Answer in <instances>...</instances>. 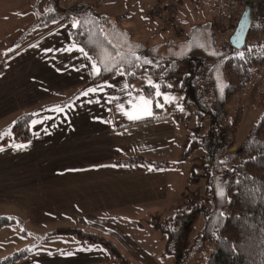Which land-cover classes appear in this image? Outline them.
Instances as JSON below:
<instances>
[{
  "label": "crops",
  "instance_id": "crops-1",
  "mask_svg": "<svg viewBox=\"0 0 264 264\" xmlns=\"http://www.w3.org/2000/svg\"><path fill=\"white\" fill-rule=\"evenodd\" d=\"M39 1L0 0L3 52L12 51L26 31H34ZM190 7L203 12L201 5L186 0L179 8V26L192 14ZM58 23L38 25L42 31L15 49L0 71V134L12 139L16 120L34 111L29 140L0 144V216L15 217L26 227L23 233L27 229L37 236L40 247L55 235L73 236L57 229L79 227L116 240L137 262L158 264L113 216L168 204L173 195L170 158L179 145V122L155 119L151 99L143 87H133L123 71L81 90L98 73L90 55L72 40V26ZM141 97L151 101V116L137 111ZM127 113L141 118L130 119ZM3 139L0 135V142ZM136 155L169 165L115 163ZM10 231H18L17 224L1 227L0 235ZM70 241L56 250L34 249L16 264H116L104 247Z\"/></svg>",
  "mask_w": 264,
  "mask_h": 264
},
{
  "label": "trees",
  "instance_id": "trees-1",
  "mask_svg": "<svg viewBox=\"0 0 264 264\" xmlns=\"http://www.w3.org/2000/svg\"><path fill=\"white\" fill-rule=\"evenodd\" d=\"M70 10L78 19V24L70 27L72 40L80 44L100 65V72L81 90L110 80L120 71H123L131 84L139 73L157 70L167 60H172L169 73L174 72L182 62L187 68L180 90L185 95L184 104L194 105L198 114V124L195 126L198 138L192 141L191 149L201 145L208 150L210 163L202 166L212 209L205 211L204 202L191 203L188 209H179L173 216L168 217L166 251L179 259L186 222L196 211L204 210L205 226L200 241L213 245L206 264H264V113L238 151L231 149L236 146L235 135L239 118L230 125L223 119L225 105L246 89L255 68L264 66V37L259 33L258 27L252 26L243 49H237L228 42L221 46L216 44L215 53L209 56L199 51L190 53L185 59L157 58L151 51H145L137 58L132 52H126V58L121 59L118 51L120 48L111 40L103 41L105 48L99 46L101 26L110 23L114 27L108 16L97 14L79 3L71 6ZM48 12L47 16L40 15L35 24L41 25L50 21L53 16ZM50 14L52 17L49 19ZM59 16L58 14L57 19ZM212 25L211 22L193 24L187 29L183 39L173 37L167 41L181 43L186 38L191 41L198 34V29ZM14 51L3 52L0 49V71L3 70L7 57ZM110 51L111 58H106L104 54ZM148 58L156 61L150 63ZM143 90L151 99L153 110L159 111L153 86L143 85ZM259 99L264 107V88ZM207 113L212 115L213 122L206 134H200V122ZM33 115L34 111L21 115L13 125L12 139H3L0 144L29 140L32 136L30 121ZM170 117L186 119L179 111L155 119ZM238 154L247 157L244 163H236ZM115 163L154 168L169 165L168 161H157L142 155L119 159ZM11 224L18 225L21 222L15 217L0 216V228ZM55 232L73 234L87 246L97 244L104 247L116 264H135L123 254L116 242L102 233L79 227L59 228ZM28 253V248L22 249L13 256L0 259V264H16Z\"/></svg>",
  "mask_w": 264,
  "mask_h": 264
},
{
  "label": "rangeland",
  "instance_id": "rangeland-1",
  "mask_svg": "<svg viewBox=\"0 0 264 264\" xmlns=\"http://www.w3.org/2000/svg\"><path fill=\"white\" fill-rule=\"evenodd\" d=\"M151 0H40L37 5V15L47 16L48 11L51 24H66V26L75 27L78 19L70 7L79 3L84 7L93 10L97 14H104L112 20V24L101 26L99 35V46L104 47L103 41L111 40L116 47H119L120 58H126V52H132L137 58L145 51H151L157 58H180L185 59L190 53L201 52L209 56L215 53V46L228 43L230 36L234 32L240 17L245 9L246 1L250 2L252 26H257L256 18V0H230L226 3L221 13L211 10L207 3H202V11L190 7V12L183 19V27L186 29L196 23H208L213 25L198 29L195 39L184 40L183 42H169V36L163 35L157 25L148 21L146 13ZM193 5V4H192ZM58 13H56V11ZM48 12V13H47ZM54 14V15H53ZM60 15L57 19V15ZM220 15V16H219ZM37 17V18H38ZM236 25V26H235ZM38 24H35L34 31H26L20 38H17L12 51L21 46L24 41L32 39L42 30H38ZM223 27V29H222ZM184 28V29H185ZM185 29V30H186ZM187 34V30L185 31ZM186 34L184 37H186ZM172 36H176L172 34ZM264 37V34H261ZM183 37V38H184ZM177 38V37H176ZM177 38V39H183ZM98 41V43H99ZM115 54V53H114ZM106 58H111L112 52L104 54ZM141 57V56H140ZM90 58L95 68L100 69V65L95 61L92 55ZM150 63L156 59L148 58ZM172 60H167L161 67L154 71H143L137 75V78L131 83L133 87L142 88L143 85L153 86V94L159 111L155 115H172L179 111L185 120L179 122V145L171 156V195L168 204L159 206H148L131 209L113 216L128 233L136 239L146 250H148L156 259L158 264H206L207 258L213 250L210 242L202 243L200 241L202 230L205 226V211L212 209L210 198L207 194L206 174L203 164H209V154L205 146H197L191 149V143L198 138L195 126L198 124V114L194 105L184 104V93L180 90L187 68L184 62L174 72L169 73ZM122 69V68H121ZM100 72V71H99ZM264 88V66L255 68L251 82L246 89L238 96L229 101L224 108V122L227 125L233 123L239 118L236 128V146L232 151H238L246 140L252 128L257 124L264 113V107L260 104L259 95ZM159 92L162 95H157ZM168 97V100H165ZM163 105V107H159ZM213 122L212 115L207 113L200 122V134H206ZM12 135V134H11ZM2 137H7L3 134ZM247 157L238 154L236 163H244ZM205 203V211H196L191 219L186 222L184 228V237L182 241V250L180 257L170 254L166 251V219L173 216L179 209H188L190 204ZM163 208L164 212H153L154 209ZM17 216H20L19 214ZM26 224V223H25ZM14 226V225H9ZM18 231H10L0 235V259L13 256L18 251L28 248L30 253H41L48 250H56L63 243L79 240L74 235H64L69 238L65 240L57 235L51 238L49 245L39 246L36 241L37 236L29 232H22L26 227L18 224ZM11 228V227H10ZM119 248L124 255L135 264H142L135 260V256L122 248L116 240ZM124 250V251H123ZM126 252V253H125Z\"/></svg>",
  "mask_w": 264,
  "mask_h": 264
},
{
  "label": "built area",
  "instance_id": "built-area-1",
  "mask_svg": "<svg viewBox=\"0 0 264 264\" xmlns=\"http://www.w3.org/2000/svg\"><path fill=\"white\" fill-rule=\"evenodd\" d=\"M185 1L186 0H151L146 13L148 21L157 25L163 35L175 34L177 38H183L186 34V30L184 27L178 25V13L180 6ZM191 1L195 5L207 3L211 10L216 13H221L227 2V0ZM256 3L257 27L259 33L264 34V0H256Z\"/></svg>",
  "mask_w": 264,
  "mask_h": 264
},
{
  "label": "water",
  "instance_id": "water-1",
  "mask_svg": "<svg viewBox=\"0 0 264 264\" xmlns=\"http://www.w3.org/2000/svg\"><path fill=\"white\" fill-rule=\"evenodd\" d=\"M252 28L250 1H246L245 9L238 24L229 38V42L237 49H243L247 44L248 34Z\"/></svg>",
  "mask_w": 264,
  "mask_h": 264
},
{
  "label": "snow or ice",
  "instance_id": "snow-or-ice-1",
  "mask_svg": "<svg viewBox=\"0 0 264 264\" xmlns=\"http://www.w3.org/2000/svg\"><path fill=\"white\" fill-rule=\"evenodd\" d=\"M81 51H83L81 49ZM100 69L99 68H96L95 69V72L96 73H99ZM98 90H102V89H89V91H92V92H95V91H98ZM84 95H87L88 92H85L83 93ZM157 95H162L161 93L157 92L156 93ZM169 98L168 97H165V100H168ZM150 106H151V101L150 100H147L143 97L140 98V103L137 105V111L138 112H141L143 115H146V116H151L152 115V112L150 110ZM159 107H163V105H159ZM58 111H63V109H57ZM127 115L129 116L130 119H133V120H136V119H140L141 116L140 115H134L132 113H127ZM0 135H3V134H0ZM14 147L16 148H23V147H26V145H14ZM3 149L0 148V151H2Z\"/></svg>",
  "mask_w": 264,
  "mask_h": 264
}]
</instances>
